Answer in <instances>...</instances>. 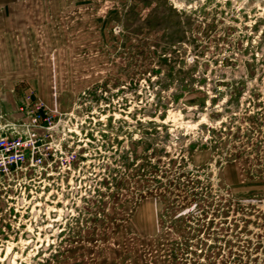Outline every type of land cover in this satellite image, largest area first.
Returning a JSON list of instances; mask_svg holds the SVG:
<instances>
[{"label": "rangeland", "instance_id": "1", "mask_svg": "<svg viewBox=\"0 0 264 264\" xmlns=\"http://www.w3.org/2000/svg\"><path fill=\"white\" fill-rule=\"evenodd\" d=\"M23 123L0 264H264V0H0Z\"/></svg>", "mask_w": 264, "mask_h": 264}, {"label": "built area", "instance_id": "2", "mask_svg": "<svg viewBox=\"0 0 264 264\" xmlns=\"http://www.w3.org/2000/svg\"><path fill=\"white\" fill-rule=\"evenodd\" d=\"M36 112L48 114V110L35 103ZM41 117V116H40ZM35 124H11L0 127V175L10 176L16 171L29 165H37L39 157L33 154V149L40 141V134ZM35 159V161L33 160Z\"/></svg>", "mask_w": 264, "mask_h": 264}]
</instances>
